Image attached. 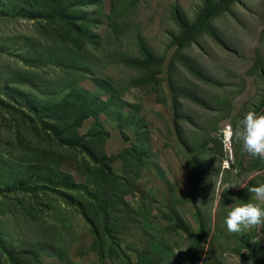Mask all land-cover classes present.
Segmentation results:
<instances>
[{"label":"rangeland","instance_id":"rangeland-1","mask_svg":"<svg viewBox=\"0 0 264 264\" xmlns=\"http://www.w3.org/2000/svg\"><path fill=\"white\" fill-rule=\"evenodd\" d=\"M5 3L0 0V9H6ZM174 8L191 20L202 8V1L103 0L102 5L82 6L80 12L92 19L96 42L83 52L57 53L59 59L33 64L26 59V50L32 44L48 45L47 38L31 21L0 16V87L9 86L11 93L22 87V91L49 99L77 86L86 96L118 100L117 104L109 102V110L100 114L98 122L110 133L104 141L108 154L141 141L147 152L143 160L146 168L132 179L137 197L128 194L126 201L138 205L146 195L165 204L174 203V212L188 227L187 235L182 236L174 227L162 240V264H264V224L230 233L224 223L231 207L252 198L247 187L264 182V160L250 157L240 141L226 135L264 99V0H239L213 21L218 39L205 33L183 50L201 77L178 61L172 65L173 41L180 31ZM138 41L163 62L161 71H155L154 82L140 83L146 75L134 65L142 60ZM20 79L27 84L16 87ZM126 115L134 122L125 126L128 139L119 129ZM10 123L0 107V168L5 157L13 161L11 165L16 167L12 171L17 172L22 170L17 166L24 155L31 159L33 153L20 144ZM94 126L95 118L90 117L79 131L86 134ZM213 139L218 144L216 150ZM207 141L208 147L201 152ZM52 146L54 154L47 165L57 164L56 154L63 156L61 163L57 161L61 169L71 172L77 183H85L86 178L78 175V165L92 162L78 150ZM193 160L200 169L195 194ZM228 185L236 187L222 192ZM29 200L26 191L15 194L9 212L0 217V228L6 231L10 248H32L40 253L43 264H143L142 258L151 253L146 248L151 236L145 230L157 235L160 228L159 220L152 216L151 223L145 222L142 229L133 226L130 239L120 244L126 257L110 244L100 246L106 253L102 257L95 248L99 243L95 244L93 229L73 205L50 197L33 207ZM32 207L35 213L39 209L43 214L39 226L31 219L39 215L28 212ZM150 211L159 215L156 205ZM197 212L202 216L206 240L195 256ZM155 237L149 243L154 251L159 247L153 244ZM246 239L253 244L252 251L244 247ZM0 264L10 263L2 257Z\"/></svg>","mask_w":264,"mask_h":264},{"label":"trees","instance_id":"trees-1","mask_svg":"<svg viewBox=\"0 0 264 264\" xmlns=\"http://www.w3.org/2000/svg\"><path fill=\"white\" fill-rule=\"evenodd\" d=\"M116 1L122 2V0ZM201 1L202 8L191 20L187 19L179 9H175L177 7L173 12L180 31L173 41L176 49L173 53L172 65L178 61L199 77L202 76L201 71L187 61L183 50L205 33L218 39L213 28V21L230 11L231 7L239 2V0ZM93 3L102 5L103 0H6L4 4L6 9H0V16L9 20L21 18L31 21L37 31L47 38L48 45L32 44V47L26 50V59L30 64L34 61L41 63L46 62V59H59L57 53L69 55L75 49L83 52L89 44L96 42L97 37L92 30L91 17L80 12V7ZM138 45L142 60L135 62L134 65L140 67L146 75L140 83L154 82L155 71L157 69L161 71L163 62L156 59L144 43L138 41ZM105 47L108 49L107 45ZM147 75L150 76L147 77ZM25 84L27 82L20 79L16 87ZM6 86L0 87V107L8 116L16 137L20 139V144L25 149H29L33 157L29 159L24 155L20 165L17 166L22 170L17 172L12 171L16 167L11 165L12 160L2 158L4 165L0 168V217L9 212L8 205L11 199L21 191L27 192L30 196L28 203L33 207L54 197L68 205H73L90 224L96 236L95 244L99 243L98 248H95L102 257H105L106 253L100 249V246L103 247L105 244H110V248L117 247L120 250L118 253L126 257L120 244L130 239L129 234L133 226L142 229L145 222L151 223L150 219L154 216L160 222L157 235L149 230H145V234L151 236L150 241L156 236L153 244L159 247L154 251L153 247L151 249L149 246V241L146 248L147 252L151 251V253L149 256L145 254L142 263L162 264L163 249L161 246H164L162 240L165 241L166 235L172 232L174 227L180 230L182 236H185L188 227L174 212V203L165 204L158 201L155 196L146 195L140 198L143 201H139L138 205H134L133 200L126 201L125 197L128 194L137 197L133 184L135 181L132 179L146 168L143 160L147 152L141 141L138 144L131 143L117 154H108L104 141L110 133L102 124L98 125V122L100 114L109 110V102L117 104L118 100L115 97L103 100L98 95L86 96L76 89L77 86L66 88L67 90L49 99H45L38 93L22 91V87L11 93L7 90L9 86ZM172 88L175 93L176 89ZM10 101H13L11 105ZM175 106H177V99ZM255 111L264 113V99ZM90 117L95 118V126L88 133L81 134L79 127ZM126 125H134L128 115L122 119L119 126L121 133L128 139L125 134ZM136 125L138 129V124ZM137 134L140 135V133ZM213 142L217 146L216 150L218 144L215 140ZM53 144L78 150L87 157L89 162H92L88 165H82L79 162L78 175L86 178L85 183H77L71 172L66 168L61 169L62 166L58 162L61 163L63 156L56 154L57 164L47 165L46 161L49 160V156L54 154ZM207 147L208 141L201 145L200 151L203 152L202 150ZM209 148L213 150L214 147ZM118 163H123V165H117ZM192 164L195 172L193 193L195 194L200 180V169L196 160H193ZM249 197L248 194L246 198ZM17 203L25 204L24 202ZM154 205L159 214L157 216L150 211ZM33 207L28 209V212L30 215H39V218L31 217L32 221L39 226L43 221V214L39 209L35 213ZM196 218L199 224L197 236L193 242L195 256L206 240L204 224L200 221L202 216L199 212L196 213ZM181 224L185 230L181 228ZM6 234V231L0 228V259L3 257L10 264H32L34 261L37 264H43L40 260V253L32 248H10ZM242 243L245 248L252 251L253 244L249 240H243Z\"/></svg>","mask_w":264,"mask_h":264},{"label":"clouds","instance_id":"clouds-1","mask_svg":"<svg viewBox=\"0 0 264 264\" xmlns=\"http://www.w3.org/2000/svg\"><path fill=\"white\" fill-rule=\"evenodd\" d=\"M226 135L240 141L242 150L250 157L264 160V113L249 110L243 115L239 125ZM230 186L236 187L228 185L222 192ZM247 192L252 194V198L247 201L241 200L231 207L225 216L224 223L230 233H240L264 224V182L248 186Z\"/></svg>","mask_w":264,"mask_h":264},{"label":"bare ground","instance_id":"bare-ground-1","mask_svg":"<svg viewBox=\"0 0 264 264\" xmlns=\"http://www.w3.org/2000/svg\"><path fill=\"white\" fill-rule=\"evenodd\" d=\"M229 142H230V141H229ZM229 142H228V143H229Z\"/></svg>","mask_w":264,"mask_h":264}]
</instances>
